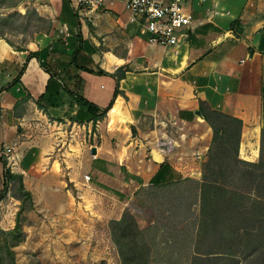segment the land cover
Instances as JSON below:
<instances>
[{
  "label": "crops",
  "instance_id": "crops-1",
  "mask_svg": "<svg viewBox=\"0 0 264 264\" xmlns=\"http://www.w3.org/2000/svg\"><path fill=\"white\" fill-rule=\"evenodd\" d=\"M36 1L46 30L18 47L0 39V149L14 145L24 182L38 178L41 187L50 178L51 190L69 194L89 185L128 200L140 187L198 180L212 139L196 114L200 102L241 120L239 158L257 160L264 130V0L185 4L192 20L186 38L172 47L148 44L144 22H131L121 3L81 17L72 0ZM118 69L125 76L114 97L111 74ZM63 87L101 109L114 98L112 107L94 126L85 114L77 115L84 125L50 121L35 100L46 89L68 101ZM73 107L60 115L73 114ZM161 138L175 142L172 154L157 148Z\"/></svg>",
  "mask_w": 264,
  "mask_h": 264
},
{
  "label": "rangeland",
  "instance_id": "rangeland-1",
  "mask_svg": "<svg viewBox=\"0 0 264 264\" xmlns=\"http://www.w3.org/2000/svg\"><path fill=\"white\" fill-rule=\"evenodd\" d=\"M35 3L36 0H22L14 9H0V16L13 12L21 15L28 13L20 30L9 31L5 35L17 47L33 40L35 35L47 28V23L35 20ZM16 22L14 26L20 24V19ZM85 123L83 119L77 121V125ZM87 144H93L91 138ZM4 152V148H1L0 158L8 164ZM257 161L258 158L247 162ZM19 167L20 160L11 171L20 174L17 172ZM2 170L0 161V229L8 231L15 226L21 203L9 192L1 195ZM186 179L190 181L166 187H140L128 200L123 197L117 200L107 193L97 192L89 185H82L80 190L71 188L67 194L65 190H51L50 178L45 180L42 188L38 178L23 180L25 188L32 195L33 207L28 210L25 202L19 217L24 239L13 248L16 263L121 264L109 223L121 219L125 211L134 217L142 231L138 242L139 247L149 253L148 264H190L193 250H227L220 242L199 235L202 226L195 181L200 182L201 174L198 180L189 176L182 180ZM245 186L235 183L236 189L231 190L242 192L246 190ZM81 192L84 197H81ZM82 202L84 206L79 204ZM224 230L225 233L229 232L227 222Z\"/></svg>",
  "mask_w": 264,
  "mask_h": 264
},
{
  "label": "trees",
  "instance_id": "trees-1",
  "mask_svg": "<svg viewBox=\"0 0 264 264\" xmlns=\"http://www.w3.org/2000/svg\"><path fill=\"white\" fill-rule=\"evenodd\" d=\"M21 2L22 0H0V9H14ZM33 14L35 20L47 23L34 10ZM27 16L28 13L21 15L18 12L0 16V39L12 46V42L5 35L9 31L20 30L19 27H22ZM17 19H20V24L14 26ZM77 28L80 31L79 25ZM80 44L79 34L72 63H75ZM23 69L9 87L19 82ZM45 72L50 78H57L51 72L47 70ZM124 76L125 71L122 69L111 74L116 82L114 97L119 93L118 84ZM64 91L69 95L70 100L65 101L59 93L51 94L46 89L35 100L37 109L50 121L63 123L64 119H67L73 123L77 122L78 114H85L88 116L87 120L94 126L106 117L114 101L113 98L106 108L101 109L65 88ZM71 104L74 105L73 114L67 110L60 115L66 105L71 107ZM198 111L199 116L212 131L207 157L202 164L201 180L200 182L195 181L198 187L199 215L202 226L199 235H204L203 237L207 239L211 238L214 242H220L221 246L227 247V250H193L190 264H264V130L260 133L258 161L247 162L239 158L243 127L241 120L215 111L202 102L199 103ZM0 161L3 168L1 195L9 192L21 203L14 228L8 231L0 229V264H17L13 248L24 239L19 217L25 202L28 204V210L32 209V195L25 188L22 175L13 173L3 158H0ZM184 181L190 180L152 184L151 186L166 187ZM235 183L246 184V190L242 192L231 190L236 189ZM226 222L229 225L227 233L224 230ZM109 228L121 264H148L149 253L141 249L138 242L142 237V231L128 211L123 213L121 219L111 220ZM216 233L219 234L216 235Z\"/></svg>",
  "mask_w": 264,
  "mask_h": 264
},
{
  "label": "built area",
  "instance_id": "built-area-1",
  "mask_svg": "<svg viewBox=\"0 0 264 264\" xmlns=\"http://www.w3.org/2000/svg\"><path fill=\"white\" fill-rule=\"evenodd\" d=\"M72 6L78 16H85L107 3L110 6L121 3L130 13V21L140 19L144 22V32L148 34V44L160 47L177 46L186 38L185 28L192 20L190 13L185 11V4L205 0H72ZM217 1V0H213ZM157 148L165 155L172 154L176 144L170 138H161L156 142ZM4 156L8 168L12 170L19 160L14 145L4 147ZM91 154V152H90ZM92 159L96 154H91ZM83 179L88 182L90 177Z\"/></svg>",
  "mask_w": 264,
  "mask_h": 264
},
{
  "label": "water",
  "instance_id": "water-1",
  "mask_svg": "<svg viewBox=\"0 0 264 264\" xmlns=\"http://www.w3.org/2000/svg\"><path fill=\"white\" fill-rule=\"evenodd\" d=\"M196 114L199 115V111H197ZM90 152L91 154H95V148H91Z\"/></svg>",
  "mask_w": 264,
  "mask_h": 264
},
{
  "label": "bare ground",
  "instance_id": "bare-ground-1",
  "mask_svg": "<svg viewBox=\"0 0 264 264\" xmlns=\"http://www.w3.org/2000/svg\"><path fill=\"white\" fill-rule=\"evenodd\" d=\"M155 156V155H154ZM159 158H157V160H158Z\"/></svg>",
  "mask_w": 264,
  "mask_h": 264
}]
</instances>
